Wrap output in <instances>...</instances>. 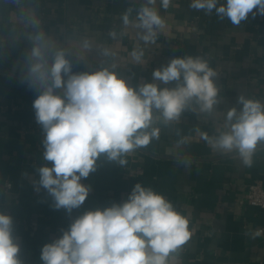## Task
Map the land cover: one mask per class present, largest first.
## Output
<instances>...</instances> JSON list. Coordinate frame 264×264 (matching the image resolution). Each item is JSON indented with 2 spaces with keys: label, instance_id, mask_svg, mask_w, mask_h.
Here are the masks:
<instances>
[{
  "label": "crops",
  "instance_id": "obj_1",
  "mask_svg": "<svg viewBox=\"0 0 264 264\" xmlns=\"http://www.w3.org/2000/svg\"><path fill=\"white\" fill-rule=\"evenodd\" d=\"M191 2L171 0L165 10L157 0L151 7L165 27L157 30L154 43H145L140 38L145 30L135 25L147 0H0V211L13 217L24 264H42L43 245L62 236L84 212L122 203L136 183L162 194L189 219L191 238L170 253L167 264H264V233L251 236L264 228V211L245 202L250 183L264 186V142L251 166L237 149L212 143L230 133L236 117L228 121L227 113L234 108L240 115L241 96L264 105V16L249 13L234 25L215 9L206 14L191 8ZM225 3L218 0L217 7ZM35 47L49 65L63 51L72 73L108 68L137 90L146 83L176 88L182 78L165 84L153 72L174 58H200L216 73L218 102L202 111L193 99L169 122L153 109L147 131L157 128L158 136L123 157V166L102 155L97 170L81 181L91 186L89 196L69 214L54 209L47 190L37 192L34 183L39 167L49 163L33 108L39 93L27 83ZM140 50L144 55L137 62L132 53Z\"/></svg>",
  "mask_w": 264,
  "mask_h": 264
},
{
  "label": "clouds",
  "instance_id": "obj_2",
  "mask_svg": "<svg viewBox=\"0 0 264 264\" xmlns=\"http://www.w3.org/2000/svg\"><path fill=\"white\" fill-rule=\"evenodd\" d=\"M156 2L147 0L137 15L135 26L145 30L140 37L145 43H154L157 30L165 27L158 10L151 7ZM160 4L166 10L171 0H160ZM217 4L218 0H192L190 7L206 14L215 9L218 16L227 17L234 25L246 20L249 13L264 16V0ZM123 22L130 23L128 13ZM143 55L142 50L132 53L137 62ZM31 57L27 83L39 93L33 108L44 137L43 159L49 162L39 167V179L34 183L37 192L41 187L47 190L54 209H65L69 214L89 196L91 186L81 181L97 170L102 155L123 166L127 163L123 157L158 136L157 128L147 131L153 122V109L169 122L178 119L193 99L202 111H211L218 102V88L212 79L216 73L200 58H174L153 72V78L165 84L182 78L183 83L176 88L161 89L146 83L137 90L108 68L72 73L63 51L55 54L50 65L39 47L33 48ZM239 99L243 104L240 115L234 108L227 113L228 121L236 117L230 133L212 143L226 151L237 149L243 163L251 166L258 143L264 142V105L243 96ZM262 231L258 229L251 236H260ZM191 235L186 216L162 194L136 183L122 203L88 210L75 218L62 236L43 245L40 259L42 264H167L170 253L180 249ZM20 251L13 217L0 211V264H24Z\"/></svg>",
  "mask_w": 264,
  "mask_h": 264
},
{
  "label": "built area",
  "instance_id": "obj_3",
  "mask_svg": "<svg viewBox=\"0 0 264 264\" xmlns=\"http://www.w3.org/2000/svg\"><path fill=\"white\" fill-rule=\"evenodd\" d=\"M226 1V0H222ZM116 25V23H112L111 29ZM110 29V31H111ZM17 108L16 106L12 107V109ZM13 186V183L8 180L6 182V187L11 188ZM245 202L260 207L264 211V186L260 182H254L250 183L248 187V191L245 195ZM259 230H264V228H260ZM264 233V231L261 232V234Z\"/></svg>",
  "mask_w": 264,
  "mask_h": 264
}]
</instances>
